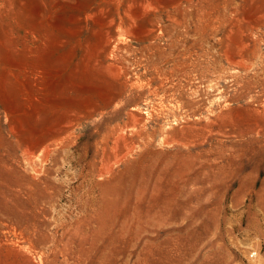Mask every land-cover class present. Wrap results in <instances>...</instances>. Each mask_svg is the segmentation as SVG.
I'll list each match as a JSON object with an SVG mask.
<instances>
[{
  "label": "rangeland",
  "instance_id": "obj_1",
  "mask_svg": "<svg viewBox=\"0 0 264 264\" xmlns=\"http://www.w3.org/2000/svg\"><path fill=\"white\" fill-rule=\"evenodd\" d=\"M0 264H264V0H0Z\"/></svg>",
  "mask_w": 264,
  "mask_h": 264
}]
</instances>
